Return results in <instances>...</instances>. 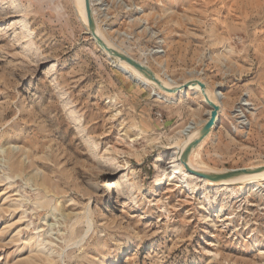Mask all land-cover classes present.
Listing matches in <instances>:
<instances>
[{
  "label": "rangeland",
  "instance_id": "obj_1",
  "mask_svg": "<svg viewBox=\"0 0 264 264\" xmlns=\"http://www.w3.org/2000/svg\"><path fill=\"white\" fill-rule=\"evenodd\" d=\"M95 3L132 58L223 94L191 163L264 165V0ZM110 60L75 0H0V264H264L263 180L169 175L201 95L159 98Z\"/></svg>",
  "mask_w": 264,
  "mask_h": 264
},
{
  "label": "bare ground",
  "instance_id": "obj_2",
  "mask_svg": "<svg viewBox=\"0 0 264 264\" xmlns=\"http://www.w3.org/2000/svg\"><path fill=\"white\" fill-rule=\"evenodd\" d=\"M76 4L78 6V11L79 14L81 16V19L89 33V29H88V23H87V17H86V11H85V4H84V0H75ZM91 1V8H92V13H93V17H94V8L93 6H95V0H90ZM95 32L96 34L111 48L116 49L120 52H123L125 54H127V52H125L124 50H122L121 48H119L118 46L114 45L112 42H110L103 34L102 32V28L99 25V23L97 22V20L95 19ZM91 36V35H90ZM93 39V37H92ZM94 40V39H93ZM94 43H96V41L94 40ZM97 47L100 48V46L96 43ZM101 51H103L112 61L113 64L115 63V66L119 69L122 70L123 73H125L133 82L143 86V87H151L153 89V92L157 94V97L159 98H172L174 96H177L179 94H185L184 91H180L176 94L173 93H168L165 92L163 90H161L157 84L151 80H149L147 77H145L143 74H141L140 72H138L136 69H134L132 66H130L129 64H127L124 61H121L118 58L112 57L110 56L108 53H106L104 50H102L100 48ZM151 54H155L157 53L156 51H152L150 52ZM128 56H130L129 54H127ZM149 55V54H148ZM131 57V56H130ZM110 60V61H111ZM139 61V60H137ZM140 63H142L143 65L147 66L146 64H144L142 61H139ZM148 67V66H147ZM149 68V67H148ZM150 69V68H149ZM153 72V71H152ZM153 74L155 75V77L162 83V85L166 88H173V87H179L182 83L190 80V79H198L200 81H202L201 79H199L197 76H193L190 77L189 79L184 80L183 82L179 83L176 82L174 80H172L171 78H169L166 74H164L165 79H162L157 73L153 72ZM203 82V81H202ZM205 83V82H204ZM206 85V89L205 92L208 96V98L214 102L215 104L220 106V110H221V100L224 98L223 94L216 90L212 93L211 89L208 88L207 84ZM160 91L161 93H163L164 95H162L161 93L157 92ZM191 91V92H195L201 95L202 98V102L208 107L209 111L206 114V118L204 120H202L199 123H189L188 125H186L182 130L179 131V134L183 137V139L181 140V142H179L174 148L171 149L170 154H169V161H168V168H169V175L170 177L174 178L176 176H178L180 173L183 174H189L187 173V171L185 170L183 164L180 162V157L182 152L184 151V149L187 147V145H189V143H191L194 139H196L199 135L200 129L201 127L204 125V123L207 121L210 112H211V107L209 106V104L207 103V101L204 99L202 93H201V89L198 85H194V86H190L189 89L187 90ZM186 92V93H187ZM246 99L242 98L240 104L242 106H246L248 105V103L245 101ZM239 113V112H238ZM239 117V115H238ZM242 118V115L239 117V119ZM195 129L193 132L192 130ZM200 146V145H199ZM198 146V147H199ZM195 149H193L192 151H194ZM187 164L198 171H205V172H212V173H223L225 171L231 170V169H224V170H220V171H215L214 169L212 170H205L193 163H191L189 161V159L187 160ZM264 167V165H261ZM256 167H260L259 166H255V167H249L251 169H254ZM193 176V175H192ZM264 181V168L259 171V172H254V173H250V174H243V175H239L237 177H234L232 179H228V180H222L220 182H212V181H208V180H203L204 182H212L214 183V185L218 186V187H228L230 185H237V186H243V185H247V184H254L256 182L259 181ZM107 187L110 186L109 183H107L106 185ZM89 229V228H88Z\"/></svg>",
  "mask_w": 264,
  "mask_h": 264
},
{
  "label": "water",
  "instance_id": "obj_3",
  "mask_svg": "<svg viewBox=\"0 0 264 264\" xmlns=\"http://www.w3.org/2000/svg\"><path fill=\"white\" fill-rule=\"evenodd\" d=\"M85 4V11H86V17H87V23H88V29L89 34L93 39L96 41V43L100 46L102 50H104L106 53H108L110 56L120 59L121 61L126 62L130 66H132L134 69H136L138 72L143 74L145 77H147L149 80L155 82L157 86L168 93L176 94L180 91H184L185 94L190 86L198 85L201 89V93L204 97V99L207 101L209 106L211 107L210 115L207 119V121L204 123V125L201 127L199 135L196 139H194L187 147L184 149V151L181 154L180 162L183 164L185 170L190 175H193L194 177L200 178L202 180H208L212 182H220L222 180H228L232 179L234 177H237L239 175L243 174H250L254 172L261 171L264 167H256L254 169H251L249 167L247 168H236L231 169L228 171H225L223 173H212V172H205V171H198L193 168H191L187 164V160L192 152L193 149H196L212 132V130L217 126V123L219 122L220 118V106L212 102L206 92V85L204 82L198 80V79H190L184 83H182L179 87H173V88H166L162 85V83L155 77L152 70H150L147 66L143 65L136 59L128 56L127 54L120 52L116 49H113L109 47L95 32V20L92 13L91 8V1L90 0H84Z\"/></svg>",
  "mask_w": 264,
  "mask_h": 264
}]
</instances>
